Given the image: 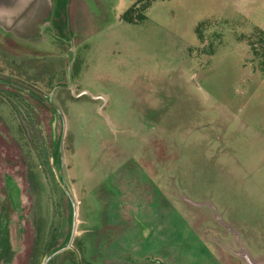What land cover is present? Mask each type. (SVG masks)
<instances>
[{
	"label": "rangeland",
	"instance_id": "374dc122",
	"mask_svg": "<svg viewBox=\"0 0 264 264\" xmlns=\"http://www.w3.org/2000/svg\"><path fill=\"white\" fill-rule=\"evenodd\" d=\"M55 1L0 26V264L67 243L63 176L48 264L264 263V0Z\"/></svg>",
	"mask_w": 264,
	"mask_h": 264
},
{
	"label": "water",
	"instance_id": "95a60500",
	"mask_svg": "<svg viewBox=\"0 0 264 264\" xmlns=\"http://www.w3.org/2000/svg\"><path fill=\"white\" fill-rule=\"evenodd\" d=\"M50 10L51 0H0V26L15 35L30 37L37 33L39 24L49 16ZM62 185L73 209L71 233L67 243L50 252L45 257L43 264H48L65 249H75L73 242L77 229V204L64 176L62 177ZM242 256L248 264H264L256 262L247 252H244ZM78 259L81 261L79 256Z\"/></svg>",
	"mask_w": 264,
	"mask_h": 264
},
{
	"label": "flooded vegetation",
	"instance_id": "af4514ba",
	"mask_svg": "<svg viewBox=\"0 0 264 264\" xmlns=\"http://www.w3.org/2000/svg\"><path fill=\"white\" fill-rule=\"evenodd\" d=\"M56 11H57V7H56V1L55 0H51V10H50V14L49 16L44 19L38 26V31L36 34L32 35L33 37L40 35L41 37L46 36V33H49L51 31L54 32V30H56L58 27V18L56 15ZM66 17V15H65ZM18 37V35H16ZM30 39V38H29ZM5 80H9V81H15L17 82V84L19 85H23L25 88L31 90L33 89L34 91H36L37 93H41V90H37V85L26 81L23 78H15V77H7L4 76ZM32 90V91H33Z\"/></svg>",
	"mask_w": 264,
	"mask_h": 264
},
{
	"label": "trees",
	"instance_id": "16d2710c",
	"mask_svg": "<svg viewBox=\"0 0 264 264\" xmlns=\"http://www.w3.org/2000/svg\"><path fill=\"white\" fill-rule=\"evenodd\" d=\"M155 0H136L126 12L123 14V19L126 21H135L146 16L145 12L149 5ZM55 250V249H54ZM52 250V251H54ZM51 251V252H52Z\"/></svg>",
	"mask_w": 264,
	"mask_h": 264
}]
</instances>
